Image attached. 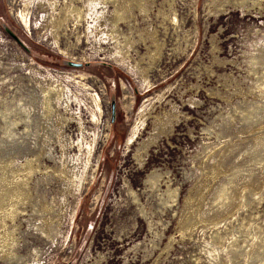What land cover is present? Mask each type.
<instances>
[{
    "label": "rangeland",
    "instance_id": "rangeland-1",
    "mask_svg": "<svg viewBox=\"0 0 264 264\" xmlns=\"http://www.w3.org/2000/svg\"><path fill=\"white\" fill-rule=\"evenodd\" d=\"M82 1L0 0V264H264V0Z\"/></svg>",
    "mask_w": 264,
    "mask_h": 264
},
{
    "label": "bare ground",
    "instance_id": "bare-ground-1",
    "mask_svg": "<svg viewBox=\"0 0 264 264\" xmlns=\"http://www.w3.org/2000/svg\"><path fill=\"white\" fill-rule=\"evenodd\" d=\"M80 1V0H79ZM52 3V2H51ZM82 3L84 4L83 6H85V9L86 10H95L97 9L98 6H103V7H106L108 5H115L119 15H118V18H121V19H125V20H128V19H131L133 18L132 20H137L136 19V15H134V8L138 5H140V0H83ZM139 3V4H138ZM136 6H135V5ZM141 6V5H140ZM45 10V9H43ZM65 12H67V14H70L69 16H76L79 20L81 18L84 17V10L80 7H77L75 6V3L74 2H71L68 3L66 2L65 4V8L63 9ZM149 12V11H147ZM21 17L23 19V21H26V15L21 13ZM56 18V17H55ZM105 19V18H104ZM111 19V18H109ZM115 19H116V16H115ZM29 21V20H28ZM111 21H115V20H112ZM28 28V27H27ZM116 31V30H114ZM147 32V31H146ZM146 39L145 41L148 42V40H155V34L154 33H150L148 32L146 34ZM158 48V47H157ZM160 49V48H159ZM158 52V51H157ZM152 55V54H151ZM156 59V58H155ZM72 64L76 65V64H81V63H76V62H71ZM82 65V64H81ZM146 71H144L143 75L147 78V75H146ZM63 94L65 93L63 90H62ZM37 94V93H36ZM35 94V95H36ZM69 100L68 99H65L64 100V104H66V109L68 110L70 107H69ZM51 105V104H50ZM47 108V107H46ZM48 109V108H47ZM59 113V112H58ZM55 116V115H54ZM49 117V115H48ZM60 117V115H59ZM166 117H167V114H166ZM64 118V117H63ZM157 121H156V132L160 131V124H162V120H161V117L159 119V117H156ZM50 121V120H49ZM155 122V121H154ZM54 125V124H53ZM60 125V120H57V123H56V126L59 127ZM55 128V127H53ZM161 132V131H160ZM58 133L60 134V141L62 140V143H64V147L66 148L69 144L68 141H66L65 139V136H62L64 135V131H63V128L61 127L60 129H58ZM153 141V138L152 137H149L148 139L144 140L143 143L141 144V146L137 149V156H144V154L148 151V147L150 148V144L152 143ZM61 144V143H60ZM152 145V144H151ZM155 145V144H154ZM146 155V154H145ZM64 157V156H63ZM146 157V156H145ZM156 171H153L151 174H150V178L152 175H155ZM150 184V183H149ZM35 204V203H34Z\"/></svg>",
    "mask_w": 264,
    "mask_h": 264
},
{
    "label": "water",
    "instance_id": "water-1",
    "mask_svg": "<svg viewBox=\"0 0 264 264\" xmlns=\"http://www.w3.org/2000/svg\"><path fill=\"white\" fill-rule=\"evenodd\" d=\"M77 65V64H76Z\"/></svg>",
    "mask_w": 264,
    "mask_h": 264
}]
</instances>
